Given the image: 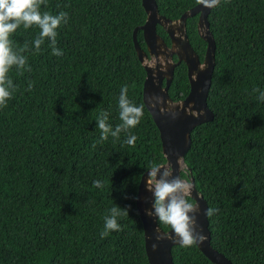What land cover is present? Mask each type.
Listing matches in <instances>:
<instances>
[{
    "label": "trees",
    "instance_id": "trees-1",
    "mask_svg": "<svg viewBox=\"0 0 264 264\" xmlns=\"http://www.w3.org/2000/svg\"><path fill=\"white\" fill-rule=\"evenodd\" d=\"M197 4L160 0L158 8L176 20ZM39 10L68 14L57 29L63 54L53 55L47 38L35 50L37 25L21 24L9 37L14 50L28 45L21 54L30 70L10 69L16 90L0 107V264H149L136 202L150 164L166 162L159 130L146 106L119 138L101 141L96 124L104 112L113 130L122 123L125 85L128 98L144 104L146 72L133 41L147 18L142 0H45ZM197 20L188 19L187 33L203 59ZM209 22L217 45L208 96L214 119L192 132L181 176L194 178L209 208L219 209L209 217L214 249L232 264H264V0H221ZM138 41L146 50L142 31ZM189 91L182 63L169 95L179 101ZM129 135L135 146L124 142ZM116 206L128 208L118 218L122 230L102 238ZM172 252L175 264H214L196 245Z\"/></svg>",
    "mask_w": 264,
    "mask_h": 264
},
{
    "label": "water",
    "instance_id": "water-1",
    "mask_svg": "<svg viewBox=\"0 0 264 264\" xmlns=\"http://www.w3.org/2000/svg\"><path fill=\"white\" fill-rule=\"evenodd\" d=\"M158 1L160 0H142L147 18L144 25L135 28L133 41L138 59L146 72L143 102L159 130L162 152L166 159L164 164L171 163L173 176H179L186 170L185 156L191 149L192 132L199 125L214 119V113L208 107V96L216 67L217 45L209 22L214 7L209 8L199 3L183 13L179 19L172 20L160 14ZM196 16L198 34L207 43L203 59L193 48L187 33L188 19ZM158 27L167 34L170 44L158 33ZM139 31L143 32L146 50L139 44ZM182 63L187 67L190 91L185 99L174 101L169 90L175 78V70ZM157 98L163 102L153 107L152 104ZM179 158H182L183 167H179L177 163ZM147 174L146 171L141 178L136 202L144 229L146 255L149 264H175L172 250L180 244L167 238L157 240L158 234L170 233L171 229L164 231L154 216L146 214L147 210H152L153 202L152 193L146 190ZM190 181L195 186L194 178ZM191 199L199 204L196 214L197 231L205 236L204 242L197 244V248L214 264H232L211 244L210 222L206 216L209 206L196 186L192 190ZM170 234L174 236V233ZM153 244L157 245L155 250L152 248Z\"/></svg>",
    "mask_w": 264,
    "mask_h": 264
},
{
    "label": "clouds",
    "instance_id": "clouds-1",
    "mask_svg": "<svg viewBox=\"0 0 264 264\" xmlns=\"http://www.w3.org/2000/svg\"><path fill=\"white\" fill-rule=\"evenodd\" d=\"M220 0H199V3L206 7H215ZM45 0H0V107H6L7 101L12 97L16 90L12 79L8 73L13 66L19 69H27V57L21 53L28 50V45L14 50L9 37L12 33L23 25L25 29L32 25L40 28L39 36L34 40L35 50L40 51L45 38L50 41L52 54L59 56L62 51L56 48L57 29L62 23H67L68 14L60 12L58 15H52L48 12L41 13L40 6ZM32 85L29 84V89ZM254 92H260L259 89H253ZM119 97V118L122 121L113 130L112 125L108 123V114L101 113L97 118L96 124L100 130V140L106 141L109 136L119 138L121 132H128L135 128L144 116V107L142 103L139 106L134 104L128 98V86L125 85L120 90ZM259 99L264 101V92H260ZM162 99L157 98L152 104L156 107L157 103H162ZM137 137L129 135L124 141L127 145L135 146ZM95 146V145H94ZM179 167H183L182 158L177 161ZM173 166L171 163H152L147 170L146 190L152 193V210H147L148 216H154L161 225H166L171 229L170 233L158 234L157 240L171 239L174 243L182 247H192L203 243L205 236L197 231V213L199 204L191 199L194 184L181 175L173 176ZM102 182L97 180L93 182V187L101 188ZM111 215L105 217V229L101 237L109 235L110 231H120L121 225L118 218L128 216V208H111ZM219 209L208 208L206 216L211 217ZM157 247L152 245L153 250Z\"/></svg>",
    "mask_w": 264,
    "mask_h": 264
}]
</instances>
